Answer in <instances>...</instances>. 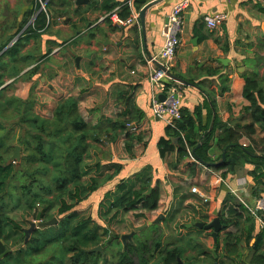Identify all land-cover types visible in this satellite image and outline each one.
Instances as JSON below:
<instances>
[{"label":"trees","instance_id":"1","mask_svg":"<svg viewBox=\"0 0 264 264\" xmlns=\"http://www.w3.org/2000/svg\"><path fill=\"white\" fill-rule=\"evenodd\" d=\"M146 2L133 0L132 9L138 13ZM110 8L112 5L107 9ZM132 9L122 4L115 14L122 20L130 16ZM105 20L110 25L119 26L112 20V14ZM123 27L120 43L100 45L98 51L87 53L64 51V74L49 78L51 87L46 82H39L34 87V97L39 103L34 107L37 117L53 119L60 115L65 119L62 129L71 125L68 134H75L79 141L65 152L64 168L55 181L54 195L43 199L42 206L37 199L41 193L34 191L35 186L40 190L47 188L49 194L51 189L40 182L41 178L32 177L20 187L23 203L20 200L11 209L0 211V255L7 251L0 258V264L4 261L7 264H99L100 261L105 264L109 256L102 253L103 246L100 250H91L89 246L83 250L67 244L69 240L79 243L80 235L84 240L98 244L104 234L111 235L107 245L117 246L111 255L115 258L114 264H177L178 260L181 264H264V229L257 227L236 197L226 191L214 212L220 192L214 180L217 175L226 178L235 169L231 170V163L226 161L210 164L215 162L207 154L213 132H207V124L201 122L200 105L192 111L182 108L177 125L165 128L169 136L167 141L176 139L177 155L169 163L170 173L164 179L155 178L150 165L122 179L98 203L97 216L101 224L91 217L88 209L78 207L87 191H94L103 180L115 176L120 168L116 163L107 167L100 164L91 150L95 147L85 141L87 128L93 131L106 124L103 131L94 130L93 139L110 144L112 153L119 159L141 156L151 137L149 125L135 105L137 85L110 83L116 61L141 75H147L149 71L139 52L137 24ZM196 85L200 87L198 83ZM243 93L250 102L246 107L250 114L248 121L234 126L222 124L216 141L218 147L225 150L226 157L234 158L237 163L243 155L252 158L254 167L249 173L256 181L252 192L264 194V180H261L264 179V170L260 167L264 160V88L259 79L246 76ZM206 104L205 101L203 105ZM243 135L248 137L251 145L239 144ZM3 137L4 134L0 136V146L4 143ZM37 148L40 150L41 146ZM10 161L13 162H2L0 157V198L6 191L7 182L15 175V160ZM192 187H197L208 198L192 192ZM32 216L36 218L35 223L54 218L55 221L49 226L35 225L24 241L25 229L33 221ZM214 217H218L222 225L216 241L211 235L212 228L204 227ZM149 221L152 222L148 226L149 233L155 232L150 241L148 234L143 240L138 241L137 236L135 242L123 246L115 242L121 235L133 232V227ZM160 222H165L173 241L163 240V229L158 228ZM198 222L203 226H198ZM194 236L198 238L194 239ZM252 239L254 242L248 246V255L238 260L243 257V245ZM190 244L197 248L196 254L193 260H184V246ZM48 246H57V249L40 261V254ZM68 252L71 254L66 257Z\"/></svg>","mask_w":264,"mask_h":264},{"label":"crops","instance_id":"2","mask_svg":"<svg viewBox=\"0 0 264 264\" xmlns=\"http://www.w3.org/2000/svg\"><path fill=\"white\" fill-rule=\"evenodd\" d=\"M124 1L0 0V92H9V85L17 79L27 82L39 75V80L46 82L47 76L61 73L64 51L87 53L98 51L100 45L120 43L124 27L122 24H117L118 27L110 25L105 19L114 14L115 8ZM178 1L161 0L150 6L143 22L137 13L139 52L142 55L158 54L163 43L161 30L167 14ZM42 3L45 4V11L41 8ZM110 5L112 8L108 10ZM216 11H223L226 19L216 29H209L204 17ZM183 22L181 43L173 60L166 66L189 84H181L170 77L165 82L178 86L182 108L192 111L196 105L201 106V122L207 124V132H213L207 154L211 161L217 162L224 151L216 141L221 125L245 123L250 116L249 110H246L250 102L243 93L245 77L254 78L256 69L261 67L264 72V0H189L183 12ZM110 83L137 85L135 105L143 113L151 137L142 155L133 159L117 158L107 143L105 147L100 145L101 148L95 146L91 149L101 165H120L115 176L103 180L92 191L91 197L96 202L118 182L144 166L150 165L155 178L164 179L170 173L169 163L177 155L176 139L167 141V125L151 112V96L156 94L160 97L162 91L152 86L148 73L141 75L116 61L115 74ZM205 101L207 104L204 106ZM161 142H165L164 146L159 145ZM239 144L247 147L251 142L243 135ZM103 150L107 151V156L100 155L105 152ZM253 163L252 158L243 155L231 169L235 172L224 180L234 186L237 179L245 178L249 188H253L256 181L249 173ZM261 163L260 167L264 170V160ZM214 185L220 190L214 208L216 212L227 190L216 179ZM84 205H89L88 198ZM91 217L100 222L93 214ZM149 222L137 228L145 230V227L151 226L152 222ZM164 225L165 222H160L158 228L163 229V239H166Z\"/></svg>","mask_w":264,"mask_h":264},{"label":"rangeland","instance_id":"3","mask_svg":"<svg viewBox=\"0 0 264 264\" xmlns=\"http://www.w3.org/2000/svg\"><path fill=\"white\" fill-rule=\"evenodd\" d=\"M63 57V53H62ZM264 58V56H263ZM264 61V59H263ZM262 67L259 69H256V75L254 78H257L261 81V85L264 88L263 84V78H264V72H262ZM62 72L59 73V75L64 74L63 70V58H62ZM58 74V73H57ZM53 74L47 76L46 83H50V79ZM41 82L39 80V75H36L32 81L24 82L20 79L13 81L9 87V92H0V136L4 134L3 137V145L0 146V157L2 162H13L10 161L13 158L14 154V147L18 145L20 147V158L18 160H15V175L12 179H10L7 182V188L3 196L0 198V211L5 209H11L12 205H15L18 201H20V197L22 196L20 194V187L22 184H26L30 181L32 177H38L41 178L40 182L47 184L50 189L51 193H47L48 189L45 188L43 190H40L38 186H35V190L38 194V200L41 202L40 205L43 204V199L47 200L54 194L52 193L54 191V185L57 177L61 174V171L64 168V158H65V152L70 149L71 146L75 145L79 140L76 135L73 134L72 136H69L68 131L71 128V125L67 124L66 130L62 129V124L65 121L63 120L60 115H58L56 118L53 119H45L42 117H37V115L34 112V107L39 105L38 102H36L35 93H34V87ZM44 83V82H43ZM100 128H95L96 131H103L106 127L105 125L98 126ZM99 129V130H98ZM91 128H87L85 130L86 132V142L92 144V146H97L98 148H101L100 145H103L105 147V143L96 142L94 141L93 137V131H90ZM103 136V134H101ZM40 150H37V147H40ZM41 150L43 152L41 153ZM101 151V150H100ZM105 152H101L100 155L107 156V151L103 150ZM99 154V151L96 152ZM30 155H34L33 157H29ZM97 156V155H96ZM98 157V156H97ZM39 183V182H38ZM40 192V193H39ZM90 191H87L84 197V200L80 203L79 208L81 209H88L90 214L95 216V219L98 221L97 216V209H98V202L95 201V198L91 197ZM90 196V197H89ZM27 197V195H25ZM89 205H84L87 202ZM36 199V200H37ZM22 201V200H21ZM23 203V201L21 202ZM31 220H35L36 218L32 216ZM100 221V220H99ZM98 221V222H99ZM48 222V221H45ZM100 223V222H99ZM36 226H40L38 221L35 223ZM101 224V223H100ZM148 225V223H147ZM43 226H49L48 224H44ZM165 226V225H164ZM139 228L141 226H138ZM167 227V226H165ZM136 227H133L132 233L127 234L129 236H123V238L120 236L118 239L115 240V242H119L121 246L125 245L127 242H135V239L138 236V241L143 240V238L148 235V241H150L153 236L155 235V232L149 233L150 228L145 227V231L143 232L141 229ZM167 229V228H165ZM138 233V234H137ZM151 236V237H150ZM164 236H167L168 238L163 239L165 242L173 241V235L166 230V234ZM111 235L104 234L102 239L98 241V244H94L90 242V240H84L83 236L80 235V242H76L75 240H69L67 244L70 245H77L83 250L88 249L87 246L95 248L98 246H103L102 253L104 256H109V259L105 264H114L115 258H112V253L114 252L113 249L117 247L114 245H107V243L110 240ZM194 239H197L198 236H194ZM162 240V239H161ZM105 242V243H104ZM114 242V241H113ZM254 240H251L250 243H246V246L243 245V257L239 258L238 260H243L244 256L248 255L249 249L248 246L252 245ZM192 243H195V240L192 241ZM181 246L183 244L179 243ZM20 245V244H19ZM163 246L164 242H163ZM194 245H185L183 252H182V258L184 260L191 259L193 260V257L196 254L197 248L191 247ZM10 247H13V245H10ZM22 248H24V245H21ZM68 247V245H66ZM16 247H14L15 249ZM61 248V247H60ZM91 248V249H92ZM12 249V250H14ZM55 249H57V246H48L39 256V260L46 259ZM99 250V249H95ZM71 252L66 253V257L69 256ZM158 258L155 257L154 261ZM202 258V257H201ZM66 260V258H65ZM35 261V260H34ZM34 263V262H33ZM2 264H7L5 261ZM99 264H102L100 261Z\"/></svg>","mask_w":264,"mask_h":264},{"label":"built area","instance_id":"4","mask_svg":"<svg viewBox=\"0 0 264 264\" xmlns=\"http://www.w3.org/2000/svg\"><path fill=\"white\" fill-rule=\"evenodd\" d=\"M132 3L133 0H125L122 4H127L132 9ZM122 4L115 8V12L113 11L114 14H112V20L116 24H122V26H127L132 23L137 24V12L133 9L131 10L130 16L125 19L121 20L118 16H116L115 13L120 9ZM188 4L189 0H180L174 3L170 12L167 14L166 22L161 30L163 43L158 54L143 55L145 63L149 69V81L153 87L161 90L164 95L163 100H161L156 94L151 96V112L155 117L162 119L167 126L171 127H175L177 125V121L182 115L181 95L179 93L178 86L175 83L167 85L165 82L167 75L164 71L155 68L154 64L155 61H158L166 66V64H169L173 60L176 50L181 43L180 35L184 24L183 12ZM41 8L44 11L46 10L44 3L41 4ZM225 19L226 14L223 11H216L205 16L204 22L209 29H216L225 21ZM131 72L133 73V71ZM192 159L195 162H198L194 157ZM216 182L223 184L226 187V190L236 197V199L245 207L249 216L253 218L259 229H264V194H254L252 192V188L250 189L248 186L249 182H247L245 178L237 179L234 186L220 176L216 177ZM191 190L202 198H207L206 194L197 187H192Z\"/></svg>","mask_w":264,"mask_h":264},{"label":"water","instance_id":"5","mask_svg":"<svg viewBox=\"0 0 264 264\" xmlns=\"http://www.w3.org/2000/svg\"><path fill=\"white\" fill-rule=\"evenodd\" d=\"M159 1H161V0H152V1L148 2V3H146V4H145V5L139 10V17H140V21H141V22H143V19H144V16H145V12H146L147 8H149L150 6H152V5L156 4V3H158ZM222 61L225 62V60H222ZM154 67L157 68V69H160V70L164 71L165 74L167 75V77H170L171 79H174L175 81L180 82L181 84H189L188 81H186V80H184V79H182V78H180V77L174 75L171 71H169V69H168L165 65H163L162 63H160V62H158V61H155ZM49 86L51 87L50 84H49ZM159 98H160L161 100H163V99H164V95L161 94V96H160ZM18 158H19V146L16 145L15 148H14V154H13V158H12V160H16V159H18ZM225 161L231 163L230 166H231V169H232L233 166H234V164H235V160H234L233 158L226 157L225 150H224L223 153H222V155H221V159H220L219 161H217V162H210V164L218 165V164H220V163H222V162H225ZM39 218H40V217H39V214H37V219H39ZM47 221H48V222L40 221V222H38V223H39L40 226H43L44 224H48V223L50 224V223H53V221H55V218L52 219V220H47ZM149 223H151V222H149ZM35 225H36L35 222L32 221V222H30L29 227H28L27 229H25V237H24V241L27 240V238L29 237L30 233H31V232L33 231V229L35 228ZM188 225H190V224H188ZM197 225L200 226V227L203 226V224H202L201 222H198ZM221 226H222V225H221V223H220L218 217H214V219H213L211 222H209L208 224H205V225H204V227H205L206 229L212 228L211 235H212L214 241H216V237H217V234H218V232H219ZM131 233H132V232H131ZM131 233H130V234H131ZM123 236H126V237H127V236H129V235H127V234H123V235H121L122 238H123ZM95 249H99V250H100L101 247L98 246V247L92 248L91 250H95ZM6 253H7V251H5L4 253H2V254L0 255V258H2ZM177 264H181V261L178 260V263H177Z\"/></svg>","mask_w":264,"mask_h":264}]
</instances>
